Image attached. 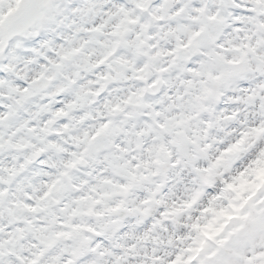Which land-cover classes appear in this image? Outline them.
<instances>
[{
  "label": "snow or ice",
  "instance_id": "6c2138e0",
  "mask_svg": "<svg viewBox=\"0 0 264 264\" xmlns=\"http://www.w3.org/2000/svg\"><path fill=\"white\" fill-rule=\"evenodd\" d=\"M0 264H264V0H0Z\"/></svg>",
  "mask_w": 264,
  "mask_h": 264
}]
</instances>
